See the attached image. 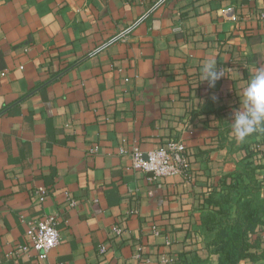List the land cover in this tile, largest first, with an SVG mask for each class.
Wrapping results in <instances>:
<instances>
[{
  "label": "crops",
  "instance_id": "obj_1",
  "mask_svg": "<svg viewBox=\"0 0 264 264\" xmlns=\"http://www.w3.org/2000/svg\"><path fill=\"white\" fill-rule=\"evenodd\" d=\"M262 65L264 0H0V264H220L236 224L264 221V130L230 124ZM172 137L188 176L132 166ZM46 214L42 258L27 229ZM245 233L264 254V228Z\"/></svg>",
  "mask_w": 264,
  "mask_h": 264
},
{
  "label": "built area",
  "instance_id": "obj_2",
  "mask_svg": "<svg viewBox=\"0 0 264 264\" xmlns=\"http://www.w3.org/2000/svg\"><path fill=\"white\" fill-rule=\"evenodd\" d=\"M5 71L3 70L1 73L5 74ZM186 150V143L181 137L170 138L164 146H158L149 150L145 156L138 147H134L131 152L132 166L137 170L149 174L152 179H160L174 175L188 176L190 160ZM34 195L39 202H44L48 191L45 187H37ZM75 204L76 201L71 200V205ZM57 223L58 215L56 214H46L30 221L27 229L29 240L27 247L36 250L42 258H47L48 252L60 242ZM115 229L116 232H120L119 228L116 227Z\"/></svg>",
  "mask_w": 264,
  "mask_h": 264
},
{
  "label": "clouds",
  "instance_id": "obj_3",
  "mask_svg": "<svg viewBox=\"0 0 264 264\" xmlns=\"http://www.w3.org/2000/svg\"><path fill=\"white\" fill-rule=\"evenodd\" d=\"M225 76L217 63L209 59L202 64L198 85L207 81L209 87H215L216 82ZM238 98L239 106L231 114V134L237 142L243 143L252 134L264 130V65L250 75Z\"/></svg>",
  "mask_w": 264,
  "mask_h": 264
},
{
  "label": "trees",
  "instance_id": "obj_4",
  "mask_svg": "<svg viewBox=\"0 0 264 264\" xmlns=\"http://www.w3.org/2000/svg\"><path fill=\"white\" fill-rule=\"evenodd\" d=\"M257 225L260 228H264V221L256 213L249 215V220L244 228L239 227V224L235 225L236 231L232 232L227 240H222L218 246L221 255L220 264H238L239 261L246 257H251L255 261L258 255L259 257L264 255L250 253L251 249L261 246L262 237L260 234L255 239L245 237V231L254 232L258 227ZM237 227L238 229H236Z\"/></svg>",
  "mask_w": 264,
  "mask_h": 264
}]
</instances>
